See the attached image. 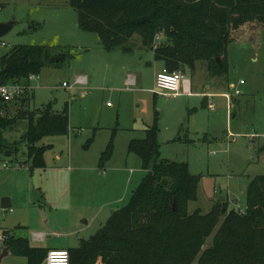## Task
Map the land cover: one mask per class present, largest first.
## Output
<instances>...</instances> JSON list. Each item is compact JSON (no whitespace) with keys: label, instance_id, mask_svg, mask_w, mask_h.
<instances>
[{"label":"rangeland","instance_id":"obj_1","mask_svg":"<svg viewBox=\"0 0 264 264\" xmlns=\"http://www.w3.org/2000/svg\"><path fill=\"white\" fill-rule=\"evenodd\" d=\"M68 1L0 0V22L12 18L16 22L0 39L5 43L0 58L21 45L52 46L71 54L60 67L41 71L31 85L28 109L35 112L51 103L60 113L66 107L68 133L38 143L49 148L43 169L33 170L31 162H25L24 144L17 156L0 160L9 163L8 168H0L1 234L7 222L8 231L14 230L17 237L29 239L41 233L44 247L61 250L77 248L81 240L93 236L113 211L127 204L144 177L140 159L128 154L127 146L145 137L144 129L152 126L155 117L161 159L187 164L191 175L200 176L188 212L198 209L207 214L215 202L226 204L228 211L243 212L247 184L264 175V26L235 33L224 76L210 77L202 63L193 73L181 71L189 88L193 83L195 95L173 97L155 91L156 67L161 63L141 48L139 37L129 41L131 53L103 51L96 35L78 29L77 14ZM161 40L159 35L155 42ZM128 76L134 84H127ZM79 78H87L88 83L73 90L62 87ZM235 90L241 95L234 97ZM200 94L212 97V110L201 107ZM227 96H232L231 110ZM21 108L15 104L9 113ZM26 127V121H19L6 129L1 133L3 142L12 146ZM111 141L112 154L99 169ZM3 198L9 199L10 209H1ZM211 242L212 236L205 248ZM23 261L8 256L0 264Z\"/></svg>","mask_w":264,"mask_h":264},{"label":"trees","instance_id":"obj_2","mask_svg":"<svg viewBox=\"0 0 264 264\" xmlns=\"http://www.w3.org/2000/svg\"><path fill=\"white\" fill-rule=\"evenodd\" d=\"M68 2L77 14L78 29L96 35L103 51L131 53L129 41L137 36L141 48L150 50L154 61L170 73H193L202 63L210 77H222L235 33L264 26V0ZM159 35L163 40L155 42ZM69 58V52L52 46L13 47L0 58V86L24 82L29 75L60 67ZM32 99L30 94L0 104V160L17 156L24 144L25 162L30 161L34 170L44 168L43 155L49 149L38 143L45 137L66 135L69 124L66 107L55 112L50 103L34 112L28 110ZM15 104L22 108L11 115L9 109ZM19 121H26V130L9 146L1 133ZM144 133L143 139L131 140L127 146V153L140 159L144 177L127 204L113 211L93 236L67 249L69 264H264V175L247 184L243 212L228 211L226 204L215 202L207 214L198 209L189 213L188 203L196 200L200 176L191 175L187 164L161 159L157 117ZM112 150L111 141L99 169L105 167ZM210 236L211 245L205 248ZM4 246L25 257L27 264H42L51 250L31 248L26 239L9 236Z\"/></svg>","mask_w":264,"mask_h":264},{"label":"built area","instance_id":"obj_3","mask_svg":"<svg viewBox=\"0 0 264 264\" xmlns=\"http://www.w3.org/2000/svg\"><path fill=\"white\" fill-rule=\"evenodd\" d=\"M5 43L0 41V47H4ZM36 75H29L24 82L20 83H9L0 86V104L11 103L21 98L27 97L32 90V83L37 79ZM86 83L85 78H79L76 80L74 85H68L67 83H62V87L73 90L75 87L84 86ZM244 82L240 81V85ZM130 85V80L128 82ZM81 90V88H80ZM155 91L160 93H165L167 95L176 97L179 95H190L189 82L186 77L181 72L170 73L165 69H162L155 77ZM85 95V90L80 94L81 97ZM241 93L238 90L234 91V97L240 96ZM231 98L227 96L228 109H233L231 103ZM2 113H0V116ZM9 163L7 161H0V168H8ZM6 236L2 237L1 241H5ZM44 264H69V254L67 250L61 249H51L46 255Z\"/></svg>","mask_w":264,"mask_h":264},{"label":"crops","instance_id":"obj_4","mask_svg":"<svg viewBox=\"0 0 264 264\" xmlns=\"http://www.w3.org/2000/svg\"><path fill=\"white\" fill-rule=\"evenodd\" d=\"M154 59V58H153ZM157 62V61H156ZM157 63H161V62H157ZM164 67H163V63H161V66H160V68H158V66L156 67V72L157 73H159L162 69H163ZM129 80H130V85H132V84H134V80H132V77H130L129 78V76H128V79H127V84H128V82H129ZM241 81V80H240ZM86 83H88V80H87V78H86ZM239 84H240V82H239ZM244 84V83H243ZM242 84V85H243ZM190 86H192V87H190V95H187V96H192V95H195V94H193L192 93V90H193V88H194V86H193V83H191L190 82ZM192 88V89H191ZM77 90H79V88H77ZM30 94H33V91L31 90V92L29 93V95ZM85 94H86V91H85ZM200 96H202V100H201V107H203V108H207L208 110H212V107H213V105H212V103H213V100H212V97L211 96H207V95H203V94H200ZM85 97V95L82 97V98H84ZM236 103H239L238 101L236 102ZM193 111H195V110H193ZM192 113V112H191ZM235 116V114L233 115L232 114V118ZM10 158V156H7L6 157V160H8ZM5 161V160H4ZM20 165H22L23 166V163H20ZM6 169V168H5ZM230 211V210H229ZM8 226V223L6 222L5 223V225H4V230H5V232H3V234H1L2 232L0 231V262L2 261V260H4L5 258H7L8 256H12V257H15V258H21V259H24V261H23V263L24 264H27V260H26V258L25 257H22V256H15V255H13L12 253H10L9 251H7L6 249H5V246H4V241L2 242L1 241V239H2V237H4V236H6V237H14V238H18V239H26L27 241H28V243H29V246L31 247V248H35V249H61V248H57L56 246H51V247H44L43 245H46L45 244V242H46V240L43 238V234H41V233H33L32 234V236H31V238H29V239H27V238H22V237H17L16 235H15V233H14V230H12V231H8V228L9 227H7ZM19 228H21L20 227V225L19 226H17V229H19ZM16 229V228H15ZM63 250H67V249H63ZM6 252V253H5ZM3 254H6V255H3ZM2 257V258H1ZM42 264H44V261L42 262Z\"/></svg>","mask_w":264,"mask_h":264},{"label":"water","instance_id":"obj_5","mask_svg":"<svg viewBox=\"0 0 264 264\" xmlns=\"http://www.w3.org/2000/svg\"><path fill=\"white\" fill-rule=\"evenodd\" d=\"M16 22L14 18L8 22H0V39L5 37L15 26ZM220 64V59L216 60ZM11 208V203L8 198H3L1 201V209L7 210ZM173 210L175 211V201L173 202ZM6 253V252H5ZM6 255V254H3ZM2 258V257H1Z\"/></svg>","mask_w":264,"mask_h":264}]
</instances>
